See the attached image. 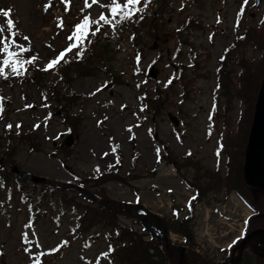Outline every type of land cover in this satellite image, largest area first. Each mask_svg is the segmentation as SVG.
Returning a JSON list of instances; mask_svg holds the SVG:
<instances>
[{
  "label": "rangeland",
  "instance_id": "1",
  "mask_svg": "<svg viewBox=\"0 0 264 264\" xmlns=\"http://www.w3.org/2000/svg\"><path fill=\"white\" fill-rule=\"evenodd\" d=\"M105 1L92 4L88 0L91 7H85V0H70L71 11L65 14L60 11L65 4L52 0L47 10L50 0H0V9H11L10 18L18 27L20 41L12 47L23 45L38 57L35 62L44 83L40 90L36 82L21 78L8 86L0 82V106L3 100L5 106V113H0V154L11 149L13 165L24 173L74 185L78 181L72 173H76L89 180L86 188L90 192L97 190L93 179L106 176L98 184L107 196L102 199L134 204V210L145 208L178 230L191 232L193 241L186 245L193 250L189 258L227 262L237 256L241 240L231 250L233 241L240 236L243 219L252 213L237 189L229 190L223 182L227 176L240 182L244 128L257 96V62L264 56V25L256 26L264 15V0L258 7L249 0L247 13L240 17V29L236 20L242 0H161L155 5L154 1L148 9L157 14L143 25L137 45L130 31L121 28L109 33L110 45L100 52L105 60L86 72L75 75L69 71L70 77L64 79L54 69L44 71L46 64L68 47V24L77 19L73 15L83 12L95 18L105 9ZM158 16L157 22L154 18ZM61 19L63 27L58 26ZM0 25H5L2 15ZM246 25L257 31H250L244 43L238 34ZM149 26L152 30L147 36ZM235 42L237 47L228 54L223 68L229 75L226 87L215 101L216 68ZM254 43L263 49L255 48ZM137 49L142 51L139 62ZM3 58L0 54V61ZM150 66L153 76L146 74ZM98 88L101 91L97 92ZM52 89L73 100L68 107V114L75 116L70 118L74 127L70 145L63 143L67 128L47 94ZM6 99L12 102L6 104ZM116 145L119 147L113 152ZM11 180L0 182V264H36L37 256L41 264H97L98 258L104 263L102 253L111 244L117 247L116 242L108 241V229L100 226L72 237L69 228L80 210L75 212L69 205L60 210L50 199L29 204L28 184L21 190ZM185 180L201 190L187 223L174 218L175 211L177 216L186 213L184 205L193 196ZM62 193L73 196L80 207L87 204L74 188H63ZM252 196L261 208L258 219L264 223V194L253 191ZM114 207L126 212L127 216L117 217L121 224L144 233L143 225L129 210ZM155 237L166 248L162 236ZM167 238L184 245L181 233L169 230ZM144 239H149L148 235ZM252 245L263 250L261 242ZM251 252L246 246L235 264H247L242 260L252 259ZM171 255L179 258L176 250Z\"/></svg>",
  "mask_w": 264,
  "mask_h": 264
},
{
  "label": "trees",
  "instance_id": "2",
  "mask_svg": "<svg viewBox=\"0 0 264 264\" xmlns=\"http://www.w3.org/2000/svg\"><path fill=\"white\" fill-rule=\"evenodd\" d=\"M53 1L55 3L60 2L63 4L62 0H53ZM154 1H155L154 5L156 3L159 4L161 2V0L159 1L152 0V2ZM109 2L110 0L107 1L106 5ZM142 7H143V3H142ZM63 10L66 13L71 11L70 6L68 7V11H65V7ZM247 10H248V7H245L244 15L245 13H247ZM105 14L106 15L108 14V9H107V12H105ZM155 14H157L156 11L150 12V10L147 8L145 9L144 13L136 14L132 20L128 22H123L121 25L117 27V29L126 27L130 31V38L134 41V44L137 45L135 41L141 37V32L144 31L143 25L148 19H150V17H152ZM85 15H88V14H84L83 12L80 13V16L78 17V21L74 22L73 25L71 26L72 29L70 31V34H72L73 32L74 25L79 23ZM140 15H143V19L139 18ZM108 18L111 19L110 16ZM154 19L158 22L160 18L158 16ZM241 22L242 20H240V23L237 29H240ZM257 24L258 25L256 26L258 27V29L263 27L264 15L261 16ZM95 27L96 25H92L93 30ZM148 28H151V29L148 30ZM148 28H147L148 32L146 31L147 36L151 34V30H152L151 26H149ZM117 29L114 33H117ZM154 29L155 31L157 30L156 28H153V30ZM252 30L257 31L255 27L253 26L249 27V25H246L243 33L238 34L240 37H243V39H240V41L241 42L244 41V43L247 42L248 41L247 38L250 37V31ZM14 31L18 32V27H15ZM111 32H113L112 27L108 25H102L101 31L99 33H97L95 36H91V35L88 36V39L91 40L90 44L88 43V40L85 39L84 44H83V47L85 48V52L82 58H79V59L76 58L75 56L76 50H75L72 55L68 54L66 56V59L68 60L67 63L61 62L60 64L56 66V68H54V70L62 78L65 79L69 71L73 72L72 74L77 75L81 73V71L86 72L87 71L86 69L93 68L92 65H95L97 64V62L105 60L104 54L100 56V52L104 50V48L109 47L110 45L109 44L110 43L109 33ZM15 40L16 41L20 40L18 35L15 37ZM179 41L183 42L182 39H179ZM237 43L238 42H235L230 48L228 47L222 55L223 59L219 60V64L215 71V86L212 88L215 101H217L218 96H220L219 92L222 91L226 87L227 78L229 77V75L226 70H223V68L225 67V60H227L228 54L237 47ZM254 46L255 48L263 49L261 47H258L257 43H254ZM12 50L14 49L12 48ZM14 51H19V49H15ZM136 51H137V55L142 53V51L138 49ZM32 56H34L33 53L27 52V53H23L20 58L23 60H27V59H30ZM236 61L239 62L241 60L236 59ZM257 66H258V69H256L257 77H256V82H255L256 90L254 92L256 95H257L258 87L264 75V56L263 55L261 56V59L257 62ZM24 68H26L27 71L24 72V74L20 75V77L26 79L27 81L36 82V84L41 87L40 90H43L44 89V83L42 82L43 75L37 69L36 62H34L31 65L25 64ZM7 71H8L7 79L5 78L0 79V82L2 81V84L4 83L5 86L11 85L12 81L15 79V76H17L11 73V70L9 68H7ZM21 71L23 72V69H21ZM68 77L70 76L68 75ZM41 93L46 95L44 92H41ZM47 94L49 95V97L52 98V102L55 103L54 104L55 106L51 104L52 109L55 111L57 110L60 111L61 118L63 119V122L65 123L67 130L73 132L74 127H73V124L70 123V118H75V116L73 115L71 116L68 114V111H69L68 107L70 106L69 103L73 101L71 97H68L65 93L63 94L60 92H56L54 89L47 90ZM241 118H243V115H241ZM251 119H252V114H250L248 125L244 128V142L242 144V149L243 148L245 149V146H246L249 127L251 124ZM221 140L223 141L222 138ZM224 145H226L225 137H224ZM32 146L34 145L32 144ZM10 152H11V149H8L5 152L1 153V156L3 157L5 161L13 164L14 161L12 159V155L10 154ZM227 157L229 158L231 162V156H227ZM243 160H244V151H243ZM228 169H229V165H228ZM72 174L75 180L78 181L79 185L86 187V184L89 182L88 179L80 177L76 173H72ZM104 177L106 176H102L101 178H104ZM12 178L16 181L15 187L17 186V188L21 190H23V188L27 186L28 184V187H27L28 196L33 200L34 199L33 197L36 194V198L35 200H33L35 204H39L44 199H50L52 201H55L59 205L60 210L63 209L64 206H67V205L71 206L75 212H78V210H80L79 216H76L73 218L74 225L69 228L72 237H76V234L78 236H84L85 233L91 231L93 227L95 226H100L103 229H108L106 232V237L108 241L116 242L117 247H115L114 245L113 251L109 253L107 257H105V262L103 264H179L178 259L175 256H171L170 254H168L164 245L161 242H159L154 236L150 235L145 230H144L145 231L144 233H138L137 231L133 229L132 226H126L125 224H121L119 220L117 219V217L119 215L127 216L124 210L116 208L111 205L100 203L94 200L93 198L87 196L83 192L77 191V193L80 196H83L85 199L88 200L87 204L82 205V207H80V205L77 204L76 201H73L74 199L73 196L62 193L63 189L56 187V186L41 185L39 186L37 193H36V188L38 184L29 183L26 179L22 178L18 174L13 173L12 171L8 170L6 167L0 165L1 183L4 184L5 182H12L11 180ZM100 179L98 178L93 179L94 182H97L95 183L97 185V190L92 191V192L99 198H106L107 196L104 194L102 188L99 187L98 185L101 182ZM183 179H186V178H183ZM185 181H187V183L191 187L196 189L197 196L195 200L191 201V209L189 208V211L187 213L183 214V216H177L175 214L176 217L174 218L185 220L183 222L187 223L186 221L193 216L192 210L195 204L198 202L199 197L201 196V190L196 183L192 181H188V180H185ZM239 181L240 182H234L233 179L227 176V179L226 181L224 180L223 184L229 190L236 188L237 189L236 193L253 210V214L248 217L245 223L244 234H247L248 232L256 228H264V223L258 219L259 215L261 214V208L259 207V203L255 202L252 196L253 191H261L264 194V190L260 188L248 186L244 182L242 172L240 174ZM204 189H208V188H204ZM29 203H31L30 200H29ZM137 210L141 211L143 209L137 208ZM165 223L167 225L168 230H173L183 235V238L185 240L184 241L185 245H187L188 241L189 243L193 241V235L188 230L186 229L178 230V228H176L175 225H173L170 221L165 222ZM145 235H148L149 239H144ZM248 248L250 249V251H252L251 252L252 259L249 260L245 258V260H242V262H245L247 264L264 263L263 257L256 254L251 246H248ZM187 250L188 252H190V254L188 255L189 261L200 263V264H214L212 263L211 260L210 261L200 260L195 256L189 258L190 256H192L191 252H193V250L192 248H189V247Z\"/></svg>",
  "mask_w": 264,
  "mask_h": 264
},
{
  "label": "snow or ice",
  "instance_id": "3",
  "mask_svg": "<svg viewBox=\"0 0 264 264\" xmlns=\"http://www.w3.org/2000/svg\"><path fill=\"white\" fill-rule=\"evenodd\" d=\"M62 2L65 4V11H68V7L70 5V0H62ZM99 0H91L92 4H97ZM152 0H123V3H121V0H110V2L107 5H104L108 9V14L101 13L98 18L93 19L90 15H85L83 19L74 25V29L71 35L68 36V40L71 42L75 39V42L69 43L68 47L61 50L59 55L56 56L54 59L49 61L46 66L44 67V71H50L56 68L58 64L61 62L67 63L68 60L66 59V56L68 53L75 51L76 58H82L85 52V48L83 47L85 39L88 40V43H91V40L88 39V36H95L97 33L101 31L102 25H108L112 27L113 32L116 31L117 27L121 25L123 22H128L133 19V17L138 13H144L145 9L149 7ZM143 3V7H137ZM249 4V0H243V4L241 6L240 12L237 13V20H236V26H239L240 23V17L245 12V6ZM51 0L48 5L45 6L46 10L51 7ZM85 7H91V5L88 3V0H85ZM83 11V9H82ZM11 9H0V15L5 17V25H0V54H4V58L2 61H0V77H3L7 79V75L5 74V69L9 68L11 70V73L20 76L24 74V72L27 71L26 68H24L25 64H33L38 57L32 56L30 59L23 60L21 59V55L23 53H27L30 51L29 48L24 47L23 45H17L19 51L12 50V46L16 44L15 37L18 35L17 31H14L16 27L15 21L11 19ZM111 17L109 19L108 17ZM140 19H143V15H140ZM217 22H219V17ZM92 25H96L94 30L92 29ZM59 27H63V21L60 20V23L58 24ZM7 30L8 35L5 36L4 33ZM239 39H243V37H238ZM29 37L25 36L24 40H28ZM211 39V37H210ZM139 55L137 56V61L139 62ZM223 59V57H221ZM23 69V72L21 71ZM168 84L172 83V80L169 79L167 82ZM167 86V84L165 85ZM139 87V85H138ZM97 92L101 91V89H97ZM95 93H92L94 95ZM46 98V97H45ZM46 106V105H45ZM26 107H31V105H27ZM142 106V109L143 110ZM213 109L215 110V104L213 105ZM3 111L2 106H0V112ZM209 119L211 120V115L209 116ZM7 128L11 129L12 125L8 124L6 125ZM17 128L20 127L19 124L16 125ZM35 127H39V125H36ZM129 131H131V128H129ZM119 145H116L113 148V152L117 150ZM160 150L157 149V155L159 157ZM219 154V153H218ZM107 155V153H105ZM117 164L120 162L119 157H117ZM97 171H100L99 167L96 169ZM171 191V189H170ZM196 197L193 196L191 200L189 201V208L191 209V201L195 200ZM64 244H67L65 241ZM25 251H29L27 248ZM52 251H56L53 249ZM113 251V248L111 245H109L108 251L105 253H102L103 256L107 257L109 253ZM39 255H45V253H40ZM36 264H41L39 260V256H37Z\"/></svg>",
  "mask_w": 264,
  "mask_h": 264
},
{
  "label": "water",
  "instance_id": "4",
  "mask_svg": "<svg viewBox=\"0 0 264 264\" xmlns=\"http://www.w3.org/2000/svg\"><path fill=\"white\" fill-rule=\"evenodd\" d=\"M260 0H255V6H258ZM66 145H70L72 143V135L69 133L64 141ZM2 164L7 165L11 170L17 172L22 177L30 180L33 183H44L52 186H59L62 188H74L82 191L88 196L96 199L99 202L123 207L130 211V213L138 218L145 227L151 230V227H155L160 233L165 242L166 248L169 253H172L174 250L179 252V264H189L187 258V251L185 246L176 245L169 241L167 238L168 232L164 221L157 215L148 214V213H139L134 210V207L130 204L120 201L114 200H105L96 197L89 190L80 187L78 185L72 184V182H62L53 179H49L46 177L36 176L30 173H24L18 170L14 165L6 163L4 160L0 159ZM242 175L245 183L248 186L256 187L264 190V75L259 85L257 96L254 104V111L252 116L251 125L248 132L247 143L244 151V162L242 168ZM260 236L262 244V251L256 250V248L249 242L254 236ZM249 244L253 246L256 254L264 258V228H257L249 232L240 242L238 246V255L236 257H232L229 261L223 262L221 264H234L236 263L241 256V253L245 246Z\"/></svg>",
  "mask_w": 264,
  "mask_h": 264
},
{
  "label": "bare ground",
  "instance_id": "5",
  "mask_svg": "<svg viewBox=\"0 0 264 264\" xmlns=\"http://www.w3.org/2000/svg\"><path fill=\"white\" fill-rule=\"evenodd\" d=\"M258 241H261V237L258 235L254 236L252 239L249 240L250 243L258 242Z\"/></svg>",
  "mask_w": 264,
  "mask_h": 264
}]
</instances>
